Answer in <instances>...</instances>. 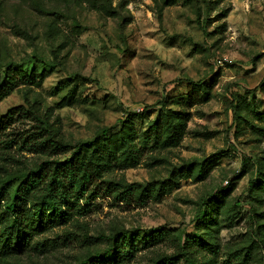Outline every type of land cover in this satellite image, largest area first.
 Here are the masks:
<instances>
[{
  "label": "rangeland",
  "instance_id": "obj_1",
  "mask_svg": "<svg viewBox=\"0 0 264 264\" xmlns=\"http://www.w3.org/2000/svg\"><path fill=\"white\" fill-rule=\"evenodd\" d=\"M6 67L45 71L40 85L20 83L0 100V115L22 107L0 152L9 193L40 162L119 129L126 110L148 105L139 134L164 106L189 118L177 146L152 148L150 136L136 165L103 176L127 187L178 173L171 191L144 203L99 195L68 221L37 228L0 264H80L107 250L109 235L154 229L114 264H187L188 251L197 261L264 264V184L250 183L264 174V0H0V77ZM37 117L70 150L27 149L36 131L47 136ZM8 221L0 211V227Z\"/></svg>",
  "mask_w": 264,
  "mask_h": 264
},
{
  "label": "trees",
  "instance_id": "obj_2",
  "mask_svg": "<svg viewBox=\"0 0 264 264\" xmlns=\"http://www.w3.org/2000/svg\"><path fill=\"white\" fill-rule=\"evenodd\" d=\"M44 76V70L37 73L32 69L30 73L19 72L15 75L6 67L0 77V100L20 83L40 85ZM190 97L189 95L183 100L190 104L193 102ZM161 102L164 104V101ZM147 107L148 105H145L143 111L137 112L126 110L119 129L104 128L101 134L92 140L73 145L70 155L64 159L54 158L40 162L23 175L11 193L8 192L12 185L10 181L0 186V211L3 216L9 217V221L0 227V261L8 254L23 252L37 228L68 221L73 214L79 213L90 200L99 195H110L122 202L135 200L144 203L151 196L159 197L162 193L172 190L177 184L178 173H171L168 178L157 183H131L127 187L103 178L104 173L112 168L136 165L142 153L139 143L145 144L150 136H153L155 143L152 148L177 146L181 142L189 118L188 111L177 112L164 106L157 117L149 122L145 131L139 134L135 128V119L144 117ZM19 108L22 107L11 108L6 114L0 115V152L7 150L14 142L5 135V131L14 118V110ZM237 109L238 104L232 103V110ZM37 120L46 125L47 136H41L42 133L36 131L32 137L33 147L27 149L49 153L70 150L69 145L56 136L57 131L48 129L50 125L47 127V121L40 117H37ZM235 120H238L237 114ZM44 125L39 129H43ZM25 140L27 137L21 139L22 142ZM183 171L182 169L179 173L188 175L189 169ZM262 176L259 180L255 177L250 183L261 187L264 184V174ZM136 188H140L138 193L135 192ZM228 188L211 193L209 199L215 201L221 192ZM32 200L34 201L31 202ZM159 230H151L141 237L137 231L109 235L106 237L110 240L109 248L89 254L80 264H114L128 252H132L137 241L145 244L153 239L154 232L159 234ZM171 258L164 257L154 264H173ZM187 264H216V259L209 257L205 262L197 261L191 251H188Z\"/></svg>",
  "mask_w": 264,
  "mask_h": 264
},
{
  "label": "built area",
  "instance_id": "obj_3",
  "mask_svg": "<svg viewBox=\"0 0 264 264\" xmlns=\"http://www.w3.org/2000/svg\"><path fill=\"white\" fill-rule=\"evenodd\" d=\"M141 109H142V108H141V107H139L137 110H138V111H140Z\"/></svg>",
  "mask_w": 264,
  "mask_h": 264
}]
</instances>
